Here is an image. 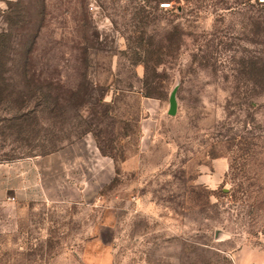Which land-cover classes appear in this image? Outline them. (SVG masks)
<instances>
[{
  "label": "rangeland",
  "instance_id": "obj_1",
  "mask_svg": "<svg viewBox=\"0 0 264 264\" xmlns=\"http://www.w3.org/2000/svg\"><path fill=\"white\" fill-rule=\"evenodd\" d=\"M3 31L0 264H264V4L0 0Z\"/></svg>",
  "mask_w": 264,
  "mask_h": 264
},
{
  "label": "crops",
  "instance_id": "obj_2",
  "mask_svg": "<svg viewBox=\"0 0 264 264\" xmlns=\"http://www.w3.org/2000/svg\"><path fill=\"white\" fill-rule=\"evenodd\" d=\"M88 146H91V144H89ZM49 158H50L49 161H47L48 163H42L41 161H38L39 158H34V157H27L25 159L23 158L19 163H17V165H19V164L22 165V169L20 171H21V175H22V179H23V184L26 182L25 178L28 177L30 174L31 175L35 174L37 176V177L35 176L36 177V183L40 184L43 181L42 175L44 173H46L47 171L50 173H54V172H56V170L58 169L59 166H62V165L66 166L69 161H72V159H74L73 155L71 153H69V149H67V148H64L61 151H59L53 155H50ZM95 159H96V161L98 160V154L97 153H95ZM20 192H21L20 195L18 194L19 192L17 193V197H20L22 199V203H26V201L30 200V199H35L36 195H41V197L43 199H45V201L48 203H58V204L67 203V201L63 198H60V199L52 198L53 196L49 195V193L47 191H45V189L42 188V186H40L38 188V191L37 190L35 191L33 189H31V190L27 189L25 192L22 189ZM85 197H87V196L84 195L83 198H85ZM97 199H98V193L96 192L94 195L93 202H96ZM82 201H78L77 203H81V204L87 203V202H82ZM105 227L108 228L111 226L110 225L104 226L103 223H95V226L93 227V229H95V230L99 229L101 231L99 234H95V240H97L102 246L107 245L106 244L107 241L104 238V232H103ZM79 256H81V261L83 259V262H86L89 259V258H87L88 257L87 255L79 254Z\"/></svg>",
  "mask_w": 264,
  "mask_h": 264
},
{
  "label": "trees",
  "instance_id": "obj_3",
  "mask_svg": "<svg viewBox=\"0 0 264 264\" xmlns=\"http://www.w3.org/2000/svg\"><path fill=\"white\" fill-rule=\"evenodd\" d=\"M262 3V2H260ZM264 4V3H262ZM9 34H7V32H0V62H2L1 64L5 65L7 63V61H11L13 59H11L10 57H5V50L6 48H11V45H9ZM10 46V47H9ZM6 58V60H5ZM29 60H26V63H28ZM27 66H24V68L22 69V76L27 78V74H28V68H26Z\"/></svg>",
  "mask_w": 264,
  "mask_h": 264
},
{
  "label": "water",
  "instance_id": "obj_4",
  "mask_svg": "<svg viewBox=\"0 0 264 264\" xmlns=\"http://www.w3.org/2000/svg\"><path fill=\"white\" fill-rule=\"evenodd\" d=\"M170 113L175 114L177 112V98L176 92L174 91L170 97Z\"/></svg>",
  "mask_w": 264,
  "mask_h": 264
},
{
  "label": "built area",
  "instance_id": "obj_5",
  "mask_svg": "<svg viewBox=\"0 0 264 264\" xmlns=\"http://www.w3.org/2000/svg\"><path fill=\"white\" fill-rule=\"evenodd\" d=\"M260 2L264 3V0H259Z\"/></svg>",
  "mask_w": 264,
  "mask_h": 264
}]
</instances>
